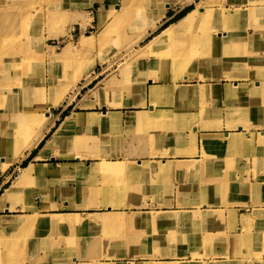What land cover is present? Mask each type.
I'll return each instance as SVG.
<instances>
[{
  "label": "crops",
  "instance_id": "obj_1",
  "mask_svg": "<svg viewBox=\"0 0 264 264\" xmlns=\"http://www.w3.org/2000/svg\"><path fill=\"white\" fill-rule=\"evenodd\" d=\"M108 3L110 0H93L89 11L92 20L87 26L96 32L105 26L100 24V13L108 8ZM164 3V13L151 18L161 30L178 23L196 8L186 0ZM145 27L150 34L157 30ZM230 38L232 41V35ZM231 44L212 46V52L202 56L204 61L194 56L193 60L154 57L96 60L92 74L88 72L83 78L85 81L78 86L75 98L61 101L58 105L63 106H55L46 123L30 134L33 138L45 131L37 146L6 170H2L0 161V188L3 179L16 168L21 170L19 175L25 165L32 163L37 169L28 179L34 184L33 201L25 205L21 202L27 181L10 192L0 210V219H18V229L27 225L21 226L22 217L31 221L28 226L33 228L29 235L2 236L0 264H176L182 262V253L144 255L137 244L194 242L189 232L198 223L222 230L228 225L229 212L237 216L241 233L246 215L243 211L251 210L246 206H251L249 189L238 196L219 191V187L227 184L224 180L248 177L241 175V168L249 161L243 159L237 141L233 142L230 135L247 134L252 128H246L244 123L227 127L226 116L260 114L261 110L197 105L203 99H217L219 95L223 99L232 89L230 85L250 81L235 78L240 72L235 70L233 49L226 50ZM88 77L91 78L87 80ZM85 87H88L85 93L78 97ZM33 89L36 100L44 92L49 100L44 105L53 104L55 85ZM156 90L161 95L154 99ZM23 104L26 105L24 98ZM70 105L73 107L68 109ZM30 107L32 127L42 122L38 115L43 113L39 105ZM8 111L0 108V112ZM8 125L12 124L0 121V143ZM8 127L12 130V126ZM244 140L249 143L250 136L246 135ZM2 152L0 149V157ZM27 158L28 163L21 166ZM102 164L124 170L103 173ZM13 185L5 188L0 197ZM32 205L35 210L28 208ZM182 211L199 213L193 227L179 221L151 224L136 221L149 214ZM42 224L48 225L52 232L39 230ZM166 226L179 231L184 228V234L160 233ZM191 254L186 257L189 261Z\"/></svg>",
  "mask_w": 264,
  "mask_h": 264
},
{
  "label": "rangeland",
  "instance_id": "obj_2",
  "mask_svg": "<svg viewBox=\"0 0 264 264\" xmlns=\"http://www.w3.org/2000/svg\"><path fill=\"white\" fill-rule=\"evenodd\" d=\"M25 1L16 0L11 2L9 0H0L1 6H13L17 4L16 7L10 8L13 11L11 13L12 18L7 19L3 23L0 17V93L3 90L8 95V101L12 99L4 107L9 109L10 113H14L7 121V123L12 124L8 125L12 126L11 129H13V126H16V119H18L17 112H19V118L22 120L25 114L28 117L31 114L28 107L39 105L43 113L41 114L42 117L37 114L38 110L35 112H37L36 114L41 118L42 122L38 121L32 127L31 124L29 125L26 134L28 137H31L30 134L35 132V127L37 129L38 126H43L53 112L49 107L51 104L44 105L45 102H49L47 98L45 99L44 92L40 97L42 102L36 100L34 86H42L44 88L53 84L57 88L55 97L59 96L61 92L66 91V95L61 101L66 98L70 101L75 98L78 86H82V83L85 81L83 78L87 73L90 72L92 74L95 61L98 59L102 61L112 59L142 60L148 57L185 59L186 57L180 53V50L188 47L185 52L188 53L189 49H194L196 45L190 46V48L189 46L181 45L185 42H191V38L196 36L197 32L200 35L198 37H201L205 44H209L205 31L220 32L222 29L227 30L226 37L224 38L223 36V39L219 40L217 38L215 40L212 37L214 46H225V43L222 42L230 40L232 35L233 40L229 42H232V47L226 46V50L229 52V49H233L235 70L240 72L238 73L240 75H235V78L236 76L244 77L250 81L238 86L234 84L230 85V88L234 91L223 99L219 95L217 99H203L197 105L244 107L251 111H258V108H260V114H257V112L249 115L228 114L226 116L227 127H235L238 124L244 123L246 128L247 126L252 128L247 134L230 135L231 140L235 139L237 141V150L239 151L238 147H240L243 159L245 158L247 162L249 161V164L242 165L241 168V175H248V177L224 180L227 184L225 183L226 185L219 187V191L230 192L238 196L249 189L251 206H246L253 210L243 211L246 215L241 222L243 226L241 233L238 230L241 225L238 223L237 216H232L231 212H229L228 225L227 227L224 226L222 230L198 223V227L189 232L193 234L191 239L195 238L194 242H152L139 243L137 245L139 246V251H143L144 255L166 254L172 256L182 253L181 255L184 256L182 262L176 264H264V209H256L264 208V0H186L187 3H194L196 5V8H194L196 21L192 25H189L186 30H179V27L174 26L176 25L175 23L172 25L174 26L172 34L169 32L172 26L168 27L167 29L169 30L164 34L167 36L166 39L153 48V51L146 48V42L156 36L161 28L157 29L158 24H154L151 18H156L158 15L164 13L165 0H156L155 3H152L150 0H133L131 3L129 2L132 6L136 7L138 5H141L143 8L150 6L155 12L152 15V11H149L142 16L141 12L145 11H138L139 16H135V13L134 17L127 20H121L120 18L113 19L112 16L113 8L117 7L115 3L122 5L125 4L124 0H110L111 3H108V8L102 10L100 13V24L102 16V22L105 26L101 27L97 32L95 29L87 26L92 20L90 19L89 11L93 8V0H56L54 2L51 0L50 4L49 0H37L33 4ZM202 7L208 15L206 18L202 13L204 10ZM237 10L243 12L242 16L237 17L233 23L227 24V17L234 14ZM147 25L157 30L153 34H150V31H145V26ZM72 27H76L78 30L74 36H71L69 32ZM81 27L88 29V32L82 34L80 37L81 32L79 29ZM200 27L204 31H201ZM85 35L91 36L92 45L88 46V48H81V39ZM99 35L102 37H99ZM145 36L146 38L143 40ZM229 43L227 44L229 45ZM130 46H134V48L129 50ZM209 48L213 50L212 45H209ZM170 54L171 56H169ZM24 56H29L26 63H24L26 58L22 59ZM50 56L51 59H56L52 63L51 61L49 62ZM29 66L32 76L26 80L21 79L24 76L25 69L28 70ZM1 69L8 80H5V77H3ZM4 69L7 70L6 73ZM13 76L18 77V81ZM89 78L91 77H88L87 80ZM14 86H17L19 90L10 91L9 87ZM87 88L80 89L78 97L84 94ZM47 94L49 95V90ZM23 98L26 105L23 104ZM63 104H65V101ZM61 106L63 105H58L57 107ZM72 107L73 105H70L68 109ZM8 126L7 131L4 133L1 131L4 137L0 143L1 152L3 151V156L0 159H3L4 162H8L15 157L13 156L14 147L5 146L4 142L20 145V141H23V139H19L18 142L15 141L12 130ZM246 135L250 136L249 143L244 140ZM10 152L12 156L9 155ZM26 156H20L16 160L13 159L14 161H11V165L16 161L24 159ZM29 159L24 160L21 166L27 164ZM20 171L18 167L9 173L7 178L3 179L4 183L0 188V193L16 182ZM249 185L250 187L248 188ZM33 186L34 184L31 180L24 184L21 195L22 204L25 205L29 201H33ZM14 196L16 197V195ZM23 209H26V207H23ZM3 213L5 214V212ZM177 213H169L165 216L171 217ZM152 216L157 217L159 214H153ZM7 218L0 219V241L3 235H29L33 233V228L28 226L31 221L27 222L22 217L21 226L27 225L23 229H18V219L12 220L9 219L11 217ZM46 223L48 224V222ZM189 225L194 226V224ZM38 228L39 230H44L45 233H48V231L52 232L48 225L43 226L42 224ZM173 228L172 226H166V229L161 230L160 233L165 235L172 233L184 234V228L180 231ZM147 232L151 233L150 230ZM200 235L203 236L200 237ZM209 237H214L215 239L210 240ZM202 239H206V241H202ZM199 251H202V255L199 254ZM188 254L193 255L191 261L186 258Z\"/></svg>",
  "mask_w": 264,
  "mask_h": 264
},
{
  "label": "bare ground",
  "instance_id": "obj_3",
  "mask_svg": "<svg viewBox=\"0 0 264 264\" xmlns=\"http://www.w3.org/2000/svg\"><path fill=\"white\" fill-rule=\"evenodd\" d=\"M9 1H11V2H13V1H16V0H9ZM22 1V0H21ZM53 2L54 1H56V0H52ZM131 1H133V0H124V2H125V4H122V5H120V4H116L117 5V7H114L113 8V12H112V16H113V19H121V20H127L128 18H132V17H134V15H135V13H136V15L135 16H139V12L140 11H142V10H144L145 12H141L142 14V16H144V14L145 13H147V12H149V11H152V15H153V13L155 12V10L152 8V7H146V8H143L141 5H138L137 7L136 6H132L130 3H131ZM152 3H155L156 2V0H150ZM25 2H31L32 4L33 3H36L37 2V0H26ZM130 2V3H129ZM51 3V0H49V4ZM145 5V4H144ZM17 6V4L16 5H13V6H1L0 5V17L2 18V22L3 23H5V21L7 20V19H10V18H12L11 17V13L13 12V11H11L10 10V8L12 7V8H14V7H16ZM203 8V7H202ZM204 9V8H203ZM139 11V12H138ZM194 9L193 10H190V11H188L182 18H180L179 20H178V23H176V25H174V24H172V25H174V26H177V27H179V30H186V29H188V26L189 25H192L195 21H196V18H195V14H194ZM203 14H204V17L206 18L208 15L206 14V10L204 9L203 10V12H202ZM211 13V12H210ZM242 11H235V13L234 14H232L231 16H228L227 17V24H229L230 22L231 23H233V21L234 20H236L237 19V17H239L240 15L242 16ZM138 14V15H137ZM162 14V13H161ZM210 16V15H209ZM151 17H153V16H151ZM103 17L101 16V24L103 25ZM171 25V26H172ZM205 25H206V23H205ZM174 26H172L171 27V29H170V34H172L173 33V31H174ZM168 28V27H167ZM167 28H163L156 36H154L153 38H151L149 41H147L146 42V48H148L150 51H153V48H155L157 45H159L160 44V42H162V41H164L165 39H166V35H164L169 29H167ZM201 28V31H204V30H202L203 28L202 27H200ZM167 29V30H166ZM205 29V28H204ZM227 29V28H226ZM206 30V29H205ZM226 31L227 30H225L224 29V31H221V32H211V31H208V32H206L205 31V33L207 34V40L209 41L208 43L209 44H205L204 43V41H203V39L201 38V37H198V36H200L198 33L199 32H197L195 35L196 36H194L193 38H191V42H185L183 45H181V46H189V48H190V46H195L194 47V49H192V48H190L189 49V51H188V53H185L186 52V49L188 48V47H186V48H183V50L181 51L180 50V53L181 54H184L183 56L184 57H186L185 59H187V58H189L190 60H193L192 58L193 57H191V56H194L195 58H197L198 60H201V61H204V59H205V57H202L203 55H208V54H210L211 52L210 51H212V49L211 48H209V45H212V46H214L213 45V42H214V40H213V38L216 40L217 38L220 40V39H223V36H224V38L226 37L225 36V34H226ZM104 34H105V32H104ZM102 35V34H101ZM101 35H99V37H102ZM213 37V38H212ZM146 38V36L143 38V40ZM94 39V38H93ZM92 39V40H93ZM97 39H98V37H97ZM100 39V38H99ZM95 40V39H94ZM97 41H99V40H97ZM94 42V41H93ZM227 42H228V40L226 41V42H222V43H225V45L227 44ZM81 44H82V46H81V48H88V46H91L92 45V41H91V36H88V35H85L84 37H82V39H81ZM202 46V47H201ZM134 48V46H130L129 47V50H131V49H133ZM191 50V51H190ZM178 51V50H177ZM184 51V52H183ZM67 52V51H66ZM66 52H65V54H66ZM178 55V54H177ZM165 56V55H164ZM169 56H171V54L169 55ZM211 56V55H210ZM27 57H29V56H24V57H22V59L23 58H26L25 59V62L24 63H26L27 62ZM175 57H177V56H175ZM179 57V56H178ZM181 57H182V55H181ZM183 58V57H182ZM194 58V59H195ZM54 60H56V59H51V56H50V59H49V62L51 61V63L54 61ZM59 61V60H58ZM163 61V60H162ZM187 63H188V61H187ZM8 65V64H7ZM7 65H6V67H7ZM24 65H26V64H24ZM26 69H27V66H26ZM25 69V73H24V76L22 77L24 80H26L27 78H29V77H31L32 75H31V72H30V66H29V68H28V70H26ZM4 71H5V73L7 72V70H5L4 69ZM1 73L3 74V77H5V80H8L7 78H6V75L4 74V72L2 71V69H1ZM1 74V75H2ZM198 75V74H197ZM202 76V75H201ZM12 77V76H11ZM13 78L16 80V81H18V77L16 78L15 76H13ZM21 78V79H22ZM201 78H203V77H201ZM9 89H10V91L11 90H16V91H18L19 90V88L17 87V86H14V87H9ZM1 90H2V88H1ZM234 90H228V95H231V92H233ZM64 92V91H63ZM63 92H61V94L59 95V96H57V97H55L54 98V101H53V104H51L49 107L50 108H54L55 107V105L56 104H58L62 99H63V97L66 95V91L63 93ZM161 91L159 90H156L154 93H153V98L154 99H156L157 97H159V95H161V93H160ZM76 93V92H75ZM8 95L7 94H5L4 92H3V90L1 91V93H0V107H2L1 109H3L10 101H12V99H10L9 101H8V97H7ZM72 97H73V95H72ZM8 101V102H7ZM28 110H29V112H32V108L31 107H28ZM4 114H6V115H4ZM12 114H14V113H10L9 111L7 112V113H3V112H1V116H0V120L1 121H3L4 122V120L7 122L8 120H9V116H11ZM17 114V117H18V119H16L15 121H16V126H13V129H12V134H13V136H14V140L15 141H19V139H20V137L22 138V136H24V135H26L27 134V130H28V128H29V125L30 124H32V119L30 118V117H28L27 115L26 116H24V118L21 120L20 118H19V116H20V114H19V112H17L16 113ZM29 118V119H28ZM18 121H19V123H18ZM44 134H45V132L43 131V132H41V133H38V134H36L35 135V137H28L27 135H26V137H24L23 138V141H20V145H16V144H12L11 142H9V143H5L4 142V145L6 146H13L14 148H13V153H14V155L13 156H15L14 158H12L10 161H8V162H4L3 161V159L1 160L0 159V161L1 162H3L2 163V170H6L8 167H9V165H11V161L14 159V160H16V159H19L20 158V156H26V154H27V152L29 153L30 152V150L35 146V145H37L38 144V142L40 141V139L44 136ZM21 140V139H20ZM209 141V140H208ZM233 142H235L236 140L235 139H233L232 140ZM207 142V141H206ZM211 142V141H210ZM49 147H50V144H48L47 146H45V148H44V151H43V153H44V155H46V150L47 149H49ZM48 157V156H47ZM13 160V161H14ZM7 161V160H6ZM190 166V165H189ZM39 169V168H38ZM37 169H36V167H35V165L34 164H28V165H25V166H23L22 167V173L16 178V182L14 183V185L13 186H11V189H9V190H7V192L4 194V195H2L1 197H0V210L1 209H3L4 208V206H3V204H4V202H5V200L7 201V199H8V197H9V195H10V192L11 191H13V189H15L16 187H18L19 185H21V184H23V183H25L26 181H28V179H29V177L31 178V176H32V173L33 172H35ZM100 170L103 172V173H117V172H120V171H123L124 169L123 168H119V167H117L116 169H112V168H106V165H104V164H102L101 165V167H100ZM1 171V170H0ZM41 173H45V171L43 170V169H41V170H39ZM98 173V172H97ZM40 174V173H39ZM78 174H80V173H78ZM29 208H31V209H36V206L35 205H32V206H28ZM194 211V210H193ZM220 212V211H219ZM170 212H167V213H158L159 214V216H157V217H155V216H152V215H147L146 217L145 216H140V217H138L137 218V220L136 221H138V222H144V223H170V222H174V221H179V222H181V223H184V224H196V220H197V215L199 214V213H196V212H192V211H182V212H178L177 214H175L174 216H171V217H166L165 215H167V214H169ZM258 214V213H257ZM46 218V217H45ZM42 219H44V218H42Z\"/></svg>",
  "mask_w": 264,
  "mask_h": 264
},
{
  "label": "built area",
  "instance_id": "obj_4",
  "mask_svg": "<svg viewBox=\"0 0 264 264\" xmlns=\"http://www.w3.org/2000/svg\"><path fill=\"white\" fill-rule=\"evenodd\" d=\"M93 29V28H92ZM88 29H86V30H84V31H82V27L79 29V31L82 33H87L88 31H87ZM78 30H77V28L76 27H72V28H70V34H71V36H74V34L77 32Z\"/></svg>",
  "mask_w": 264,
  "mask_h": 264
},
{
  "label": "water",
  "instance_id": "obj_5",
  "mask_svg": "<svg viewBox=\"0 0 264 264\" xmlns=\"http://www.w3.org/2000/svg\"><path fill=\"white\" fill-rule=\"evenodd\" d=\"M54 110V108H51V111H53Z\"/></svg>",
  "mask_w": 264,
  "mask_h": 264
},
{
  "label": "trees",
  "instance_id": "obj_6",
  "mask_svg": "<svg viewBox=\"0 0 264 264\" xmlns=\"http://www.w3.org/2000/svg\"><path fill=\"white\" fill-rule=\"evenodd\" d=\"M182 15H184V14H182Z\"/></svg>",
  "mask_w": 264,
  "mask_h": 264
}]
</instances>
